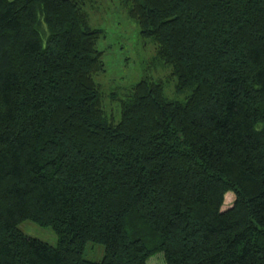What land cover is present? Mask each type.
Instances as JSON below:
<instances>
[{"label": "trees", "instance_id": "1", "mask_svg": "<svg viewBox=\"0 0 264 264\" xmlns=\"http://www.w3.org/2000/svg\"><path fill=\"white\" fill-rule=\"evenodd\" d=\"M120 1L191 92L144 76L116 120L85 0H0V264H264V0Z\"/></svg>", "mask_w": 264, "mask_h": 264}, {"label": "rangeland", "instance_id": "2", "mask_svg": "<svg viewBox=\"0 0 264 264\" xmlns=\"http://www.w3.org/2000/svg\"><path fill=\"white\" fill-rule=\"evenodd\" d=\"M90 12L91 24L103 28L105 35L99 39L98 48L103 51L105 71L97 75L106 95L107 110L116 120L120 118V100L142 77L162 79L165 93L173 100H184L191 90L178 93L175 79L170 77V68L154 62L155 45L140 36L138 22L130 18L120 0H85ZM113 94L117 95L112 99ZM19 228L27 235L57 245L58 237L51 226H44L27 219ZM84 257L100 261L104 257V245L88 242ZM147 264H167L163 252L151 256Z\"/></svg>", "mask_w": 264, "mask_h": 264}]
</instances>
